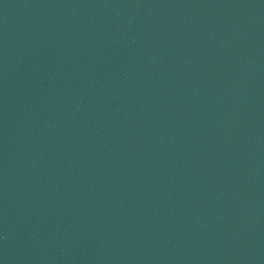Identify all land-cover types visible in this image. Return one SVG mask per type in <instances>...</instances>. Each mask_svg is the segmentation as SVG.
Segmentation results:
<instances>
[{
  "label": "water",
  "instance_id": "95a60500",
  "mask_svg": "<svg viewBox=\"0 0 264 264\" xmlns=\"http://www.w3.org/2000/svg\"><path fill=\"white\" fill-rule=\"evenodd\" d=\"M0 264H264V0H0Z\"/></svg>",
  "mask_w": 264,
  "mask_h": 264
}]
</instances>
